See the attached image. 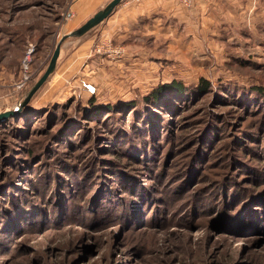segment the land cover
<instances>
[{
    "label": "rangeland",
    "instance_id": "374dc122",
    "mask_svg": "<svg viewBox=\"0 0 264 264\" xmlns=\"http://www.w3.org/2000/svg\"><path fill=\"white\" fill-rule=\"evenodd\" d=\"M76 2L0 0V112L21 106L19 101L24 100H20L21 91L47 69L62 36L88 19L80 25L74 20ZM247 12L251 10L246 11L245 19L235 28L229 27L228 22L220 25L219 30L224 34L207 35L204 40L201 34L195 41L181 42L180 49H172L176 42L170 39V53L165 55L120 56L104 41L99 52L96 41L85 52L87 55L78 56L74 54L77 43L71 41L77 36L64 40L55 70L26 102H30L29 110L20 109L7 121H0V179L16 172L17 163L25 164L22 160H28L30 150L38 153L39 146L45 147L50 156L54 151L59 152V160L65 167L62 171L55 167V171L58 161L46 157L40 166L25 169V173L20 171L15 183L6 185V193L0 194V198L7 207L11 206L12 193L16 196L24 193L22 197L30 205L24 204L29 206L26 216L0 227L3 234L0 264H264V223L258 218V224L251 221L254 204L246 207L248 204L231 200L222 203L224 195L213 193L214 183L210 178L217 170V162L225 160L220 158L221 147L231 139L235 144L242 141L244 135L240 132L255 130V138L264 143V129L259 127L262 115L259 110L249 109L259 100L264 107V97L253 90L256 86L264 87V26L258 28L252 22L251 26L247 25L248 19H252ZM259 22L264 24V20ZM201 77L212 82V91L205 95L193 91L183 103L173 100L172 105H177L172 112L145 102L134 112L128 107L124 113H117L123 114L127 128L138 120L150 127V133L143 131L148 136L135 140L144 146L139 156L147 152V157L141 158L144 162L126 151L131 132L123 135L107 131L104 122L110 118L102 120V127L99 125L100 134L108 139L99 140L96 137L100 134L88 133L83 141V131L76 134L79 124L83 128L98 126L80 115L81 110L89 108L87 102L91 98L102 104L142 101L161 83L181 79L194 86ZM228 92L232 99L228 98ZM149 109L153 114L147 118ZM21 114V119L16 120ZM126 116L131 118L126 120ZM210 119L212 122L206 127ZM72 121L75 125L69 127ZM115 122V117H111L113 130H117ZM139 124L141 127L135 128L143 129L144 125ZM53 132H59L60 145L56 146L54 138L46 146L35 145L38 139ZM238 132L234 141L233 136ZM70 138L78 141L71 143ZM86 142H96L101 148L111 147L112 151L115 148L120 154L113 153V158L124 154L142 168V174L136 176L139 187L132 186V191L123 195L132 200L131 205L125 202L127 208L115 206L116 210H103L112 206L106 200L104 204L101 201L93 207H84L96 188L88 192L89 185L83 187L86 190H77L71 183L69 168L75 174L74 171H80V164L70 161L64 151L70 152L75 160L82 153L87 158L96 156L81 149ZM196 147L201 153L192 155L195 159L188 167ZM108 152L99 150L97 154L105 156ZM263 152L262 148L261 158ZM31 162L35 164L38 160ZM241 165V170L235 166L240 170L238 175L247 176L244 169L247 164L241 162ZM45 168L49 172V198L35 199L28 191L31 184L23 180L31 178L33 182ZM64 182L70 185L69 189ZM104 182L109 195L113 190L109 186L112 179ZM12 185L13 188H7ZM24 190L28 193L21 192ZM83 191L86 197L80 195ZM219 191L222 193L221 187ZM74 194L80 206H72L70 200ZM51 197H56L55 203L50 202Z\"/></svg>",
    "mask_w": 264,
    "mask_h": 264
},
{
    "label": "trees",
    "instance_id": "16d2710c",
    "mask_svg": "<svg viewBox=\"0 0 264 264\" xmlns=\"http://www.w3.org/2000/svg\"><path fill=\"white\" fill-rule=\"evenodd\" d=\"M258 11L259 10H256V13H258ZM261 20H264V16L262 15H260V17H255L253 23L259 28L261 26H264L263 23L261 24V22H259ZM35 82H36V79L31 80L30 85L21 91L20 93L21 99L19 98L21 101L22 99L25 98L26 93L28 92V90L31 88V86ZM212 89H213L212 82L206 77H201L199 82L195 84L194 86H188L181 79H173L170 82L159 84L157 88H155L154 90L149 92L147 95H145L142 101L135 99V100L124 101V102H116L114 104H102V103H99L97 99L91 98L87 102L88 103L87 105L89 106V108H84L83 110H81L80 115H85V117L82 119L88 120V121L91 120L95 122L96 125L98 126L93 127V126L88 125L86 128H83V127H80V124H79L76 134L83 131L82 132L83 137L81 138L83 139V141L86 140L88 133H91L93 135H99L102 132V129L99 128V125L102 123V120L106 121L108 118L111 119V117L114 116L116 120L115 125L117 127V130H113L112 125L109 123L110 119H108L106 122H104L106 124L105 127L107 131L111 130L113 134H123V135L127 132H131L129 134L130 138L128 139V145L130 146H126V151H128L129 153L130 152L134 153L133 157L136 156L138 159L141 160V158L147 157V152H144L143 154L141 153L142 156H139V151H142L144 149V146H141V145L139 146L138 142H135V140H139L140 136L147 135L145 133L143 134V131L150 133V127L147 124L146 125L143 124L141 120H138L136 125L138 127H141L139 126L140 125L139 122H141L142 125H144L143 129L135 128L136 125L133 124L134 122H131L132 124H130V121L128 122V125L129 124L130 125L127 128V126L124 124L125 118L123 119L122 117L123 114L119 115L117 113L119 112L124 113L126 108L128 107H130V110L134 112L135 109L138 107V105H141L142 103H145V102L152 104V105L154 104L155 107H159L161 109L165 108L167 111L172 112L173 107L177 105V104L172 105L173 100H176V101L178 100V102L183 103V102H186L188 95L191 94L193 91L197 93L198 95H205L211 92ZM253 90L255 93H257V95H261V97H264V87L263 86H256ZM228 98L232 99L231 93L228 94ZM223 99L225 100L226 97H224ZM254 103H252L250 107L247 104L246 105L249 107L250 112H252L253 110L260 111L259 114H261L262 117L260 118L261 120L259 122V127L264 129V107H262V104H261L262 101L259 100L255 104ZM20 104L21 103L19 101V105ZM29 104L30 102L23 104L22 108H20L22 109V112L29 110L28 108L30 107ZM130 114L131 113H129L128 115ZM151 114H153L152 109H149L147 118H150ZM12 116L13 115H10L9 117L3 119L1 122L7 121ZM22 116L23 114H21L18 118H16V120L21 119ZM63 117L65 121L68 118V117L66 118L65 114L63 115ZM130 118L131 116H126V120H129ZM211 122H212V119H210L209 122L205 124L206 127ZM120 123H121L122 128L120 126ZM69 125H70L69 127L74 126L75 121L69 122ZM100 126L102 127V125ZM210 127L211 126H209L208 128ZM254 131L255 130H252V129L251 130L247 129L245 131H242L240 132L244 135V139H242V141L238 140V142H236L235 144V142H233L231 139L221 147V150L219 151L221 154L220 158H225V160H221L217 162V165L215 168L217 170L214 171V173L210 176V178H211V182L214 183L213 188H212L213 193L216 192L217 195H222V194L224 195L222 199L223 200L222 203H225L226 200H228V202H230L231 200L232 203L236 202L239 204L241 202L243 204H248L246 207H248L250 204H254L251 211H255V213L251 221H254V222L256 221V224H258V221L260 223H264V152L262 154L263 155L262 158L259 153V151H261L262 148L264 149V143L261 141L258 142V139L255 138L257 137L256 132ZM58 133L55 134L53 132L50 135H45L43 138L38 139L35 145L44 144L46 146L47 142L51 141L53 138L55 139L54 142L56 141L58 143L56 144V146L60 145V141L62 140L58 138ZM238 135H239V132L235 136H233L234 141L235 139H238L237 138ZM102 137L107 138V139L109 138L105 134L104 135L100 134L99 137H96V139L99 138V140H102ZM68 140L69 138H67L64 141L67 142ZM76 141H78L77 138L75 139L70 138L71 143H74ZM138 146L139 148H136ZM101 147H102L101 144H98L96 142L94 144H88V142L84 143L81 149L87 150V152L89 150L91 154H96V156L87 158L82 153V154L77 155V158H80V159H76V160L72 158V154H70V152L64 151L61 149L60 150L64 151L65 154L69 155L68 159L70 161L77 162L80 164L79 165L80 171H77V172L74 171L75 174H72L73 169L69 168V171L71 172V174L69 175L71 177L70 178L72 181L71 183H73L74 185L78 187L77 190L78 189L86 190L83 187L85 186L88 188L89 185H90V188L88 189V192H91V190L93 191L96 188L95 195L93 197L88 198V203L86 202L87 204H85L84 207H88V208L93 207L95 204H100L101 201H102V204H104L105 203L104 200H106L112 206L103 207L104 208L103 210L105 209L114 210L117 206H122L125 209L127 208V204L128 205L132 204V200L126 199L123 195L126 193H129L128 191H132L131 189L132 186L139 187L136 176L142 174V171H141L142 168L135 165L134 162L128 156L124 154L122 156L113 158L112 157L113 153H117V155L120 154V152H118L115 148H113V151H112L111 147L109 148L108 147L101 148ZM38 149H39L38 153L34 152L33 150H30L29 152L30 157L28 158V160H26L25 158L22 160L23 162H25V164H22L21 162L17 163L19 170L17 169L16 172H14L13 174L9 176L4 175L6 177L0 179V180H3V182H1L0 184V194L5 195L4 193H6V190H5L6 185L10 183L14 184L16 179L19 176L18 173L20 171L25 173V169H30L34 167L36 168L40 166L42 163H44V161L46 160V157L47 159L49 157H52L54 160L58 161L56 162L54 169L55 167H57L58 171H60L61 169L65 168L63 166L64 164H62L59 160V157H58L59 152L57 153L56 151H54L53 156H50L49 152H46L45 147L39 146ZM99 150L100 151L110 150V152H108L107 154L105 153V156L103 155L100 156L97 154ZM198 150L200 149L196 147L195 150L192 152L191 156L189 157L188 167H190L193 160L195 159V158H192V155L197 153ZM200 153L201 152L199 151L198 155ZM34 159L38 160L37 163L34 162L35 164L31 162ZM233 159H236V161L234 162ZM141 161L144 162V159H142ZM241 162H244L245 164H247V166L244 168L247 171L246 172L247 176L238 175V172L242 168ZM70 164L72 163L70 162ZM146 164L147 166L149 165L148 162H146ZM235 166L238 167L240 170L235 169ZM116 167L120 169H117ZM123 169L126 171H123ZM66 172H68V170H66ZM127 172H129V174ZM48 173L49 172L45 168L44 172L38 173L37 178H34L33 182L31 181V178H28L27 180L26 178H24L23 180L24 182L27 181L31 184V189L30 190L28 189V191L30 192V194H32L35 197V199L49 198V195L47 192L48 187H50L49 186L50 182H47ZM121 173H123V175H121ZM26 176L29 177L30 175H26ZM111 179H112V182L110 183L108 182V183H109V186L113 188V190H111L110 194L108 195L106 193V189H105L106 183L104 182V180L111 181ZM60 181L63 182L62 178ZM65 181L67 182V179H65ZM116 181L119 182V185L117 186H115ZM65 184L69 189L70 185L67 183ZM13 186L14 185H12V187H7V188L11 189L13 188ZM220 187L222 188V193L219 191ZM31 190H33L34 192H32ZM28 191L24 190L21 192L28 193ZM116 192L120 193V196H118ZM22 195H25V194L20 193V195L16 196L14 195V193H12L11 196L13 198L10 202V205H11L10 207H7L5 202H3L4 200L0 198V227L2 225L5 226L8 223V221L11 222L12 219L22 218L26 216L25 212H26L27 207L29 206H25L24 204L25 203L27 205H30V204H28L29 200L28 199L25 200L26 197L23 199ZM55 195L57 196L58 194L55 193ZM80 195H82L83 197L87 196V194L84 193V191L81 192ZM15 199L16 201H14ZM70 201L73 207L74 206L77 207L81 205L79 204L80 200L79 198L76 197V194L72 196ZM216 201H218V203H220L221 205V202L219 200H216ZM50 202L55 203L56 197H53V198L51 197ZM125 202H127V204H125ZM61 205L65 206V203L63 200H61ZM255 207H257L258 209H254ZM33 210L34 208L31 210V212ZM223 212L228 213L227 211H223ZM108 217L113 219L111 216H108ZM257 218L259 219L258 221H257ZM2 235L3 234H0V236Z\"/></svg>",
    "mask_w": 264,
    "mask_h": 264
},
{
    "label": "crops",
    "instance_id": "0c3cea01",
    "mask_svg": "<svg viewBox=\"0 0 264 264\" xmlns=\"http://www.w3.org/2000/svg\"><path fill=\"white\" fill-rule=\"evenodd\" d=\"M109 1L77 0L74 20L80 25L93 10ZM248 10L253 12H247L252 17L247 25L251 26L255 17L264 16V0H192L190 5L182 0H122L104 21L84 34L86 36L82 39L77 36L71 41L77 43L74 54L78 56L88 52L96 41L100 44L104 41L109 49L117 44L129 57L165 55L170 53V39L176 42L172 49H180L181 42L195 41L201 34H204L203 40L207 35L224 34L219 26L229 23V27L235 28L245 19Z\"/></svg>",
    "mask_w": 264,
    "mask_h": 264
},
{
    "label": "water",
    "instance_id": "95a60500",
    "mask_svg": "<svg viewBox=\"0 0 264 264\" xmlns=\"http://www.w3.org/2000/svg\"><path fill=\"white\" fill-rule=\"evenodd\" d=\"M122 0H110L104 7L97 10L92 16H90L85 22H83L79 27L74 29L73 31L66 33L62 36V38L57 43L55 50L51 56L49 65L44 73L40 76V78L32 85V87L28 90L25 95L21 106L29 101L32 96L37 92V90L44 84V82L48 79V77L53 73L57 66V61L61 53V47L64 40L70 36H83L89 30L100 24L104 21L116 8L118 4L121 3ZM21 106L16 107L13 110H6L0 112V121L9 117L10 115L19 112Z\"/></svg>",
    "mask_w": 264,
    "mask_h": 264
},
{
    "label": "built area",
    "instance_id": "2783aa9c",
    "mask_svg": "<svg viewBox=\"0 0 264 264\" xmlns=\"http://www.w3.org/2000/svg\"><path fill=\"white\" fill-rule=\"evenodd\" d=\"M134 1H136V2H141L142 0H134ZM185 4H187V5H190L191 4V2H192V0H182ZM97 50L99 51V52H102V43L100 44H98V47H97ZM111 50H113L114 52H116L117 54H119L120 56H123L124 55V49L121 47V46H119V47H116V48H112Z\"/></svg>",
    "mask_w": 264,
    "mask_h": 264
},
{
    "label": "bare ground",
    "instance_id": "6f19581e",
    "mask_svg": "<svg viewBox=\"0 0 264 264\" xmlns=\"http://www.w3.org/2000/svg\"><path fill=\"white\" fill-rule=\"evenodd\" d=\"M192 6V5H191ZM62 171V170H61ZM56 181V180H55ZM5 194V193H4Z\"/></svg>",
    "mask_w": 264,
    "mask_h": 264
}]
</instances>
